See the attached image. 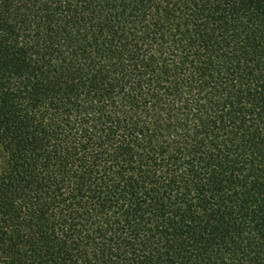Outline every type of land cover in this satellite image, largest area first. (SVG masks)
<instances>
[{"label":"trees","instance_id":"1","mask_svg":"<svg viewBox=\"0 0 264 264\" xmlns=\"http://www.w3.org/2000/svg\"><path fill=\"white\" fill-rule=\"evenodd\" d=\"M0 264H264V0H0Z\"/></svg>","mask_w":264,"mask_h":264}]
</instances>
